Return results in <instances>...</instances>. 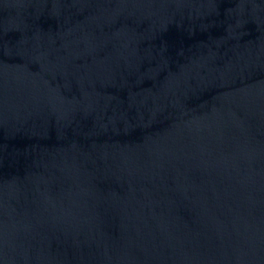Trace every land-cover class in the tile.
Segmentation results:
<instances>
[{
	"label": "water",
	"instance_id": "1",
	"mask_svg": "<svg viewBox=\"0 0 264 264\" xmlns=\"http://www.w3.org/2000/svg\"><path fill=\"white\" fill-rule=\"evenodd\" d=\"M0 264H264V0H0Z\"/></svg>",
	"mask_w": 264,
	"mask_h": 264
}]
</instances>
